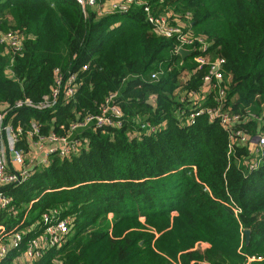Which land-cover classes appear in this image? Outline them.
I'll list each match as a JSON object with an SVG mask.
<instances>
[{"label": "trees", "instance_id": "obj_1", "mask_svg": "<svg viewBox=\"0 0 264 264\" xmlns=\"http://www.w3.org/2000/svg\"><path fill=\"white\" fill-rule=\"evenodd\" d=\"M143 5L207 37L209 51L224 58L223 105L264 122V0H135L124 12L100 13H83L75 0H0V34L18 33L22 44L16 52L0 43V102L39 98L54 67L63 78L75 71L78 82L49 109H14L13 121L33 117L44 131L64 133L112 91L122 111L118 126L82 130L78 150L51 155L24 182L5 186L11 201L0 223L23 235L0 264H23L15 257L50 208L68 229L31 264H264V149L228 151L226 130L205 113L186 122L197 107L186 91L201 71L172 37L153 32ZM235 128L252 133L256 118ZM251 159L253 168L244 162Z\"/></svg>", "mask_w": 264, "mask_h": 264}, {"label": "built area", "instance_id": "obj_2", "mask_svg": "<svg viewBox=\"0 0 264 264\" xmlns=\"http://www.w3.org/2000/svg\"><path fill=\"white\" fill-rule=\"evenodd\" d=\"M75 1L83 13L89 8H94L100 13L104 10L124 12L135 0H106L102 4V0ZM143 15L155 34L174 39L177 52L180 48L190 49L192 70L201 71L196 87L186 91L187 98L197 104V107L186 116V122L191 121L196 114L205 113L208 118H216L220 126L226 130L228 151L232 149L233 144H239L244 146L247 152L261 153L264 149V122H260V117L252 112L241 115L223 105L227 87L224 58L209 51L210 40L203 34L193 32L179 20L176 14L154 12L150 6L143 5ZM0 43L7 44L16 52L22 46L21 36L10 30L0 34ZM85 67L86 63L80 66V68ZM157 73L158 71H152L149 77L154 79ZM77 83L75 71H70L63 78L58 67H54L52 83L39 98L32 99L24 95L12 102H0V209L7 208L11 201V197L3 190L5 186L24 182L30 175L31 168L35 165L47 164L51 155L65 156L78 150L84 145L82 130L120 124L122 111L114 101L117 91L109 92L97 111L72 119L64 133L59 134L50 128L44 131V123L33 117H29L23 123L12 120L14 109L44 111L63 102L74 93ZM180 99L183 100L182 96ZM251 117L256 118L257 130L249 133L242 128H235L236 123ZM139 125L145 130H153L155 127L148 121L140 122ZM244 162L249 168L258 164L257 159ZM41 222L39 235L27 240L20 253L23 264H31L40 255L41 245H59L68 229L67 219L56 216V210L53 208L41 212ZM22 235L23 230H14L6 234L4 225L0 223V258L6 254L9 247L19 244ZM259 257L250 255L247 256V260Z\"/></svg>", "mask_w": 264, "mask_h": 264}, {"label": "water", "instance_id": "obj_3", "mask_svg": "<svg viewBox=\"0 0 264 264\" xmlns=\"http://www.w3.org/2000/svg\"><path fill=\"white\" fill-rule=\"evenodd\" d=\"M178 52L181 56H185L187 54H190L191 50L190 49H178ZM243 233H244V240L247 241L248 239V235H249V230L248 229H243Z\"/></svg>", "mask_w": 264, "mask_h": 264}, {"label": "rangeland", "instance_id": "obj_4", "mask_svg": "<svg viewBox=\"0 0 264 264\" xmlns=\"http://www.w3.org/2000/svg\"><path fill=\"white\" fill-rule=\"evenodd\" d=\"M178 19V18H177ZM180 20V19H179ZM181 21V20H180ZM111 217V213L109 212L108 214H107V218H110ZM139 219H140V221H142V217L140 216L139 217ZM139 243H141V240H139L138 241ZM203 245V244H202ZM23 258V257H22ZM20 260V259H19ZM21 261H22V259H21Z\"/></svg>", "mask_w": 264, "mask_h": 264}, {"label": "crops", "instance_id": "obj_5", "mask_svg": "<svg viewBox=\"0 0 264 264\" xmlns=\"http://www.w3.org/2000/svg\"><path fill=\"white\" fill-rule=\"evenodd\" d=\"M19 259H20V260H19ZM21 259H22V261H21ZM15 260H18V262H23L22 255L16 256V257H15Z\"/></svg>", "mask_w": 264, "mask_h": 264}]
</instances>
